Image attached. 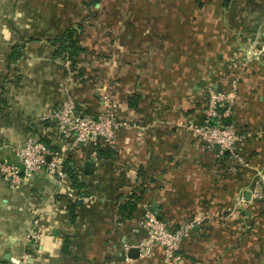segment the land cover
I'll return each mask as SVG.
<instances>
[{
    "label": "crops",
    "instance_id": "0c3cea01",
    "mask_svg": "<svg viewBox=\"0 0 264 264\" xmlns=\"http://www.w3.org/2000/svg\"><path fill=\"white\" fill-rule=\"evenodd\" d=\"M91 1L0 0V161L18 163L29 136L66 155L62 184L42 171L12 189L0 176V264H168L158 249L128 256L147 211L169 228L201 221L179 264H264V199L251 197L264 190V0ZM69 28L84 49L73 66L55 55ZM233 79L239 140L217 159L186 126ZM67 96L87 116L109 99L122 122L112 144H74L41 120ZM234 155L248 166L231 173Z\"/></svg>",
    "mask_w": 264,
    "mask_h": 264
},
{
    "label": "built area",
    "instance_id": "2783aa9c",
    "mask_svg": "<svg viewBox=\"0 0 264 264\" xmlns=\"http://www.w3.org/2000/svg\"><path fill=\"white\" fill-rule=\"evenodd\" d=\"M236 91V79L231 81L228 92L208 89L200 123H190L186 126V129L200 141L203 150L212 152L216 158H221L224 152L233 153L235 144L239 140L230 122ZM104 101L106 104L103 110L95 116L75 115V104L67 96L58 108L44 114L41 120L54 125L61 137L71 140L74 144L93 148L99 144L110 145L114 142L122 122L116 119L109 99L104 97ZM13 153L18 163L0 161V176L10 188L20 186L27 175H35L42 171L58 184L63 183L66 177V155L63 151L49 149L43 142L29 136L22 146L13 148ZM233 157L235 163L229 169L231 173L236 172V167L248 166L241 155ZM67 196L71 198L74 195L71 192ZM251 197L255 201H262L264 190L253 189ZM200 223L199 219H195L177 228H169L154 213L147 211L139 223V226L146 231V237L138 245L130 248L138 249L140 259L152 255L154 250L158 249L168 264H179L183 260L180 255L182 240ZM36 224L37 220L34 221V225ZM37 236V233L32 232L26 236V239H36ZM11 264H21V262L14 260Z\"/></svg>",
    "mask_w": 264,
    "mask_h": 264
},
{
    "label": "trees",
    "instance_id": "16d2710c",
    "mask_svg": "<svg viewBox=\"0 0 264 264\" xmlns=\"http://www.w3.org/2000/svg\"><path fill=\"white\" fill-rule=\"evenodd\" d=\"M100 0H92L90 2V5H93ZM54 43L56 45L55 49V55L58 57H63L70 63V66H73L75 64L76 59L78 58L79 54L84 51V49L81 47L80 43V34H78V31L74 28H69L64 31L61 35H59L57 38H55ZM206 104V99H205ZM198 142H200L198 140ZM215 157V156H214ZM228 157V153L224 152L223 156L221 158L217 159H225ZM228 159V158H227ZM238 167H236L237 170ZM68 173L70 174V178L72 181V186L75 190L80 189V184L77 183V178L71 174V171L68 170ZM134 196V197H133ZM132 201L129 199L124 204L120 205L119 212L120 216H131V213L135 210L136 201L139 200V196L132 195L131 197ZM74 205L70 206L69 210L70 213H73Z\"/></svg>",
    "mask_w": 264,
    "mask_h": 264
},
{
    "label": "water",
    "instance_id": "95a60500",
    "mask_svg": "<svg viewBox=\"0 0 264 264\" xmlns=\"http://www.w3.org/2000/svg\"><path fill=\"white\" fill-rule=\"evenodd\" d=\"M75 115H79V113H78V112H75ZM8 161L12 162L11 160H8ZM15 163H16V162H15ZM93 166H94V162H93V161H88V162L85 163L84 168H85L86 170H91V168H92ZM249 196H250V193H247V199L249 198ZM86 197H88V195L83 194V195L80 197V199H82V198H86ZM128 256H129L130 258H132V259H136V258L138 257V249H137V248H130L129 251H128Z\"/></svg>",
    "mask_w": 264,
    "mask_h": 264
}]
</instances>
